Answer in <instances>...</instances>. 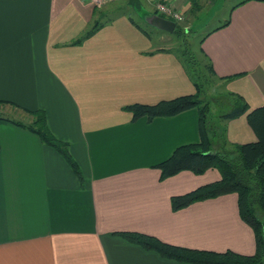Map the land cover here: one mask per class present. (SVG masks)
<instances>
[{"label": "crops", "instance_id": "1", "mask_svg": "<svg viewBox=\"0 0 264 264\" xmlns=\"http://www.w3.org/2000/svg\"><path fill=\"white\" fill-rule=\"evenodd\" d=\"M140 1L141 18L159 15L160 1L183 14L199 6ZM97 7L91 0H0V264H191L122 232L254 254L255 233L236 193L173 209V196L221 178L211 168L162 179L157 167L177 147L200 141L198 110L133 120L124 107L193 94L195 86L178 54L155 45L131 15H116L74 44L99 16ZM201 48L216 75L231 78L227 90L251 108L264 105V0L233 3ZM26 110L45 111L79 174L38 135L5 119L31 123ZM227 135L234 143L257 140L246 115L228 121Z\"/></svg>", "mask_w": 264, "mask_h": 264}, {"label": "trees", "instance_id": "2", "mask_svg": "<svg viewBox=\"0 0 264 264\" xmlns=\"http://www.w3.org/2000/svg\"><path fill=\"white\" fill-rule=\"evenodd\" d=\"M127 4L139 10L141 1L128 0ZM159 15L165 17L163 14ZM110 20L95 19L91 27L73 43H82ZM228 22L230 20L226 24ZM135 25L148 33L142 26ZM177 25L178 22L173 32L181 38L184 29L177 28ZM186 44L185 41L181 43L182 49L177 54L195 86V93L162 100L156 104L134 103L124 108L133 114V120L143 116L149 120L156 117H169L192 108L198 110L200 141L177 147L173 154L157 167L161 170L162 179L176 175L183 170L203 174L211 168L218 170L221 178L185 194L173 196V209L179 210L197 201L236 193L241 218L251 226L255 233L256 252L245 255L232 250L216 252L190 249L141 233L122 232L118 234L145 249L158 252L164 258L191 264H264V105L251 108L244 96L227 90L225 81L231 78L217 76L211 60L204 54L203 49L201 48L202 58H199ZM217 80L222 81L224 92L216 95L214 87ZM16 107L20 106L16 105ZM26 111L34 116L31 123H25L9 116L5 119L38 135L43 143L59 151L73 170L79 174L78 166L70 154L69 144L59 140L51 132L45 111ZM242 115L247 116L248 123L257 136L256 141L234 143L228 139V121Z\"/></svg>", "mask_w": 264, "mask_h": 264}, {"label": "rangeland", "instance_id": "3", "mask_svg": "<svg viewBox=\"0 0 264 264\" xmlns=\"http://www.w3.org/2000/svg\"><path fill=\"white\" fill-rule=\"evenodd\" d=\"M128 0H107L105 4L97 7L100 21H108L120 13H125L134 17V19L151 35L155 45L168 47L179 53L182 49L181 43L186 42V46L202 58L201 40L211 29L220 25L228 17L230 7L238 0H197L198 9L184 13V21L178 22L177 28L184 29L181 38H178L175 32L166 29H159L145 21L139 16L140 11L128 6ZM101 14V15H100ZM184 40V41H183ZM216 95L224 92L223 83L216 81ZM212 89V88H211ZM217 107V105H214Z\"/></svg>", "mask_w": 264, "mask_h": 264}, {"label": "built area", "instance_id": "4", "mask_svg": "<svg viewBox=\"0 0 264 264\" xmlns=\"http://www.w3.org/2000/svg\"><path fill=\"white\" fill-rule=\"evenodd\" d=\"M107 0H91L96 6H102ZM156 9L160 14L167 16L168 18L175 20L176 22L184 21V15L180 11L174 9L172 6L165 2H157Z\"/></svg>", "mask_w": 264, "mask_h": 264}, {"label": "water", "instance_id": "5", "mask_svg": "<svg viewBox=\"0 0 264 264\" xmlns=\"http://www.w3.org/2000/svg\"><path fill=\"white\" fill-rule=\"evenodd\" d=\"M143 11V10H142ZM141 11V12H142ZM144 19L151 25L159 29H166L170 32H173L176 27V22L170 18L163 17L157 14H146Z\"/></svg>", "mask_w": 264, "mask_h": 264}]
</instances>
